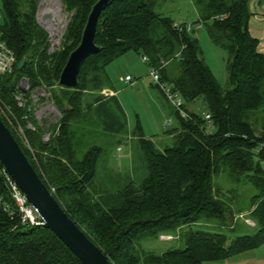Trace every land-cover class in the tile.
Returning <instances> with one entry per match:
<instances>
[{
  "label": "trees",
  "instance_id": "obj_1",
  "mask_svg": "<svg viewBox=\"0 0 264 264\" xmlns=\"http://www.w3.org/2000/svg\"><path fill=\"white\" fill-rule=\"evenodd\" d=\"M60 1L69 19L60 47L49 52V34L36 20L37 0H1L0 40L16 62L22 56L25 62L0 75V118L68 216L113 264L221 263L261 247L264 54L250 32L253 0H192L198 23L228 53L225 85L204 58L194 27L160 10L168 0H112L97 25L100 49L84 61L74 88L60 87L59 74L98 0ZM131 51L160 69L161 80L180 93L190 117L169 102L175 121L160 142L146 137L139 124L134 132L139 178L117 174L112 186L97 187L103 148L92 143L82 152L80 141L91 131L94 103L111 87L108 66ZM22 78L26 91L19 86ZM41 87L48 88L60 113L48 140L42 138L48 130L32 114L31 95ZM199 98L211 120L189 108ZM0 197L10 207L0 208V264H83L52 231L21 222L1 162ZM163 234L178 243L162 252L143 245Z\"/></svg>",
  "mask_w": 264,
  "mask_h": 264
},
{
  "label": "rangeland",
  "instance_id": "obj_2",
  "mask_svg": "<svg viewBox=\"0 0 264 264\" xmlns=\"http://www.w3.org/2000/svg\"><path fill=\"white\" fill-rule=\"evenodd\" d=\"M45 9H49V10L51 9L50 12L53 16V19H51V23L54 27L58 29L59 32H61L59 37L60 39H58L59 42L58 44L56 42V45L53 49L56 50L60 47V40L66 27L65 26L64 28L63 27L61 28V25L63 22L67 24L69 19V13H67L64 10V7L60 0H37L36 20L45 30L47 29L45 28L43 22L44 19L42 15L45 12L44 11ZM160 10L164 14L172 16L177 24L188 23L194 27L195 29L194 35L200 41L204 58L206 59L207 63L210 65L213 73L216 75L218 80L223 85H225L227 83L226 62H227L228 53L219 46H216L210 39L206 27L203 24L198 23L199 16L192 0H174V1L168 0L166 2L162 1L160 5ZM2 22H3V14L1 10V0H0V23ZM50 48H51V42L49 41V48H48L49 52H51ZM119 62L121 61H114L111 64L112 68L116 66L114 70V76L116 77L117 81L115 82L112 78L116 90L123 89L126 87L123 81H121L119 78L121 75L123 76V78H125L126 73H133V77L135 80H138L140 82L142 81L143 83L145 82L153 83L156 86L150 75V66L148 64L146 65L144 62L142 63L141 61L137 63L141 65L140 67H137V64L130 67L129 65L130 63L128 64V62L126 63L125 61H123L121 63V66L119 65L117 66ZM147 85L149 84L147 83ZM19 86L21 90L26 91L28 87L27 80L25 78H22ZM127 88L131 90L130 86H128ZM150 90H151L150 87L146 89V95H148V92ZM133 92L135 94L129 92L130 97H133L132 101L134 103V109H137V111L134 109H132L133 111H131L133 117V127L136 125L135 123L137 119L139 120L138 123L143 127L142 117L145 118L146 120L147 115L143 109H141L140 107H136L135 105L136 100L137 101H141V100L138 97V92L136 90H134ZM49 95L50 93L48 91V88L45 91L44 87L39 88L33 95H31L32 106H33L32 114L35 116V119L38 121L39 126L42 127V129L44 130L45 129L48 130V128L52 124H54L60 117V113L58 109L55 107V105L52 103ZM191 108L192 110H195L196 112L199 113L207 112V107L202 98L197 99L195 103L191 105ZM166 117L167 116H165L166 124L167 122H170L172 124V119L170 117L169 118ZM90 126H91L90 129L91 131L87 130L88 131L86 132L87 135L84 134L85 129L81 127V131H82L81 133L84 134L85 136H82V141H80L81 142L80 151L83 152L84 150H86V147L92 143H97L103 148V152L100 157V161L98 165V175L95 183L97 187H104L107 185L112 186L113 182L118 181L117 174L122 175L123 178H126L127 175H130V173H132L134 175L133 177L136 178L137 176L139 178L140 173L142 171V169H140V165L142 162L141 160L139 161L138 155L135 152L136 150L134 148V144H136L135 141L137 140V137L134 136L132 137V135H128L126 133V130L122 134H119V136L115 134H110L107 131H105L103 127L97 123L96 120L94 121V116L90 118ZM28 127L33 128L31 123H28ZM50 129L44 132V135L42 136L43 139H45V137H48V139L51 138L52 135ZM120 139L121 142H119ZM24 144L28 145L26 142H24ZM133 167L136 170L135 169L133 170ZM221 185L224 187L225 190L228 189L229 186L228 183L222 182ZM241 216L246 218L245 215H241ZM247 221L249 223H252L250 219ZM177 240H178L177 238L172 239L170 234H163L158 238V240H145L143 242V245L147 249H152L158 252H162L176 245L178 243ZM205 264H264V244L261 247H259L256 251L245 253L236 258L229 259L225 262H221V263L207 262Z\"/></svg>",
  "mask_w": 264,
  "mask_h": 264
},
{
  "label": "water",
  "instance_id": "obj_3",
  "mask_svg": "<svg viewBox=\"0 0 264 264\" xmlns=\"http://www.w3.org/2000/svg\"><path fill=\"white\" fill-rule=\"evenodd\" d=\"M112 0H98L88 17L82 40L74 48L60 74L58 85L63 88H74L79 84L78 76L84 61L99 51L95 35L100 15L105 6ZM50 18V14L44 16ZM25 62L22 56L16 67L21 68ZM0 162L3 169L16 183L29 204L42 220L43 227L52 231L63 244L76 255L83 264H113L107 254L74 222L60 206L49 188L39 178L20 145L8 127L0 118ZM142 194H137L141 196Z\"/></svg>",
  "mask_w": 264,
  "mask_h": 264
},
{
  "label": "crops",
  "instance_id": "obj_4",
  "mask_svg": "<svg viewBox=\"0 0 264 264\" xmlns=\"http://www.w3.org/2000/svg\"><path fill=\"white\" fill-rule=\"evenodd\" d=\"M251 10L253 15L250 20V32L252 36L257 38L259 41L257 47L258 51L264 54V0H253L251 2ZM115 61H121L117 64V66H121L123 61L126 63L128 62V64L130 63V67L141 61L146 64L144 58L133 51L123 55ZM111 64L108 66L107 70L111 80L113 78L116 82L117 79L114 76L116 66L112 68ZM140 66L141 65L137 64V67ZM130 75L133 77V73H126L125 77ZM119 78L123 81L126 87L116 90L112 81L111 87L103 89L101 93L104 95V98L95 102L93 105L92 113L94 119L100 126L103 127L105 131L110 134L119 136V134H122L126 130V133L128 135H132L133 137L134 132L137 130L139 125V120H136V125L133 127V117L131 111L134 109V103L132 101L133 97H130L129 92L134 93L133 91L136 90L141 101L136 100L135 105L136 107L143 109L147 115L146 120L142 117L143 127H141L144 135L148 138L156 140L157 142L164 141L165 131L169 128L165 122V116L172 119L171 126L174 124L175 118L173 108L162 91L153 83H143L142 81L140 82L135 80L134 77L133 81L128 82L124 80L122 75ZM147 83L149 85H147ZM128 86H130L132 91L127 88ZM148 87H150L151 90L148 92V95H146V89ZM191 105L189 106L190 109H192ZM134 110L137 111V109ZM119 142H121V139Z\"/></svg>",
  "mask_w": 264,
  "mask_h": 264
},
{
  "label": "built area",
  "instance_id": "obj_5",
  "mask_svg": "<svg viewBox=\"0 0 264 264\" xmlns=\"http://www.w3.org/2000/svg\"><path fill=\"white\" fill-rule=\"evenodd\" d=\"M47 14H51V12L49 10H46L42 15L44 19L43 22H44L45 28L47 29V32L49 34V41L51 42L50 51H52L56 45V42L57 44L59 42L58 39H60L59 37H60L61 32H59L58 29L52 25L51 23V19H53L52 14L50 18L44 17ZM65 26H66V23L63 22L61 25V28L62 27L64 28ZM144 60H148V59L144 57ZM15 63H16V58H15L14 52L8 46H6L2 40H0V75L12 72ZM150 75L154 83L160 86V88L165 93L168 101L172 104L173 107H175L179 111L181 116L185 118H189L190 117L189 112L186 111L185 108L183 107V104H184L183 97L180 95L179 92L174 91L170 86H167L165 82L161 80L160 69L156 67H150ZM124 80L127 82L133 81V77L127 76L124 78ZM17 98L19 101L18 102L19 105H22L24 103L23 98L21 96H18ZM204 116L207 120H211L210 113L205 112ZM167 125L171 126V123L167 122ZM44 140H48V137H45ZM3 175L5 177L6 185L9 191V197L11 198V201L13 203V206L16 212L20 216L21 222L23 224H28L31 226L42 225L43 222L41 218L39 217V215L36 213L33 207L29 204L26 197L17 187L16 183L12 180V178L6 173L4 169H3ZM0 208H2L3 210H7L10 208L8 203H5L1 197H0ZM12 213L13 212H11V214ZM171 237L173 238V236Z\"/></svg>",
  "mask_w": 264,
  "mask_h": 264
},
{
  "label": "bare ground",
  "instance_id": "obj_6",
  "mask_svg": "<svg viewBox=\"0 0 264 264\" xmlns=\"http://www.w3.org/2000/svg\"><path fill=\"white\" fill-rule=\"evenodd\" d=\"M46 10H49V9H45V11H46ZM49 11H51V9H50ZM56 11H57V10H56Z\"/></svg>",
  "mask_w": 264,
  "mask_h": 264
}]
</instances>
